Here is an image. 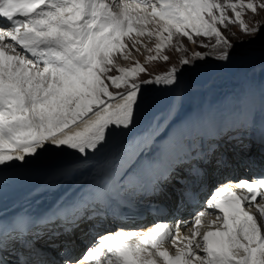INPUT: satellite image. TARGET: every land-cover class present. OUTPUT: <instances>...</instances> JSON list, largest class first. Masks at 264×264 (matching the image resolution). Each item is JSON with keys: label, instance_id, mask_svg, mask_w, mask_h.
I'll use <instances>...</instances> for the list:
<instances>
[{"label": "snow or ice", "instance_id": "snow-or-ice-1", "mask_svg": "<svg viewBox=\"0 0 264 264\" xmlns=\"http://www.w3.org/2000/svg\"><path fill=\"white\" fill-rule=\"evenodd\" d=\"M260 12L264 0H0V167L26 164L50 146L75 150L82 156L77 163H86L89 152L100 151L116 130L126 131L135 123L145 87H174L178 82L183 68L173 66L154 78H142L147 69L139 62L127 68L117 64L140 51L141 38L157 41L150 61H168L169 56L160 53L176 36L193 43L194 37L214 38L211 47L219 49L215 58L228 61L235 44L221 29L236 24L243 35L255 39L264 23L254 20L250 25L245 15ZM197 59L204 56L196 52L180 64ZM157 129L123 143L99 181L78 201H57L40 217L24 215L7 223L0 219V264H8L3 253L10 243L16 264H264V173L234 181L239 191H210L206 209L192 213L190 235L180 232L190 220L176 221L175 229L153 221L148 233L105 229L86 250L75 253L68 239L54 246L58 260L37 259L38 239L48 233L70 237L80 221L93 218L85 217L84 207L108 206L146 172L157 193L158 185L176 174L179 207L192 197L206 166H226V157L216 156L214 148L206 158H193L176 132L158 146L157 159H150ZM251 206L258 216L246 211ZM206 214L216 215L220 223L202 232ZM167 242L175 247V255L163 247Z\"/></svg>", "mask_w": 264, "mask_h": 264}, {"label": "rangeland", "instance_id": "rangeland-1", "mask_svg": "<svg viewBox=\"0 0 264 264\" xmlns=\"http://www.w3.org/2000/svg\"><path fill=\"white\" fill-rule=\"evenodd\" d=\"M254 20H259L262 23H264V12H260L259 15L255 17H253L251 13H247L245 15V21L250 25L253 23ZM149 27H151V25H149ZM221 31L223 35L228 37V39L233 44H235V48L231 50L233 52V55L231 59H229L228 61H218L215 58V53L218 52L219 49H216L214 51L211 47V45L215 43L214 38L209 39L207 37H194L196 43H193L188 41L187 37H181V36L174 37L170 45H168L160 53L161 56L162 55L169 56L168 61H165L162 58L151 61L147 59L149 55L156 54L155 43L157 41L155 40V37H153L151 41H148L147 38H141L144 41V44L139 46L140 47L139 52H133L131 56H129V58L127 59L120 58L117 60V64L120 67H125V68L132 66L134 62H139L142 66H144L147 69L146 74H141L142 78H146L147 76H152V75L155 76L156 74L157 75L160 74V72L166 73L173 66H176L177 68H183L182 72L179 73V79L178 82L175 84L176 86L174 88L172 86L164 87L159 85L147 86L144 88L143 93L141 95V104L139 105L136 113L147 112V115L149 114L148 115L149 117L146 116L145 118H140V116L139 117L136 116L135 123L139 121L148 120L151 117L150 114L151 115L154 113L159 114L163 110V108H165L167 105L172 103L171 105H173L175 109L173 110L172 117H169L168 119L169 120L168 122H171V120L175 116V112L177 111V107H178V102L175 100V96H174L175 93H178L176 91V88L177 87L184 88L181 86V84H179L180 82H185L190 84L194 81H199L204 84L206 90H210V93L214 91H219L218 94L223 95L221 92L227 86V82L229 83L230 88L232 87L231 83L228 81V79H232V76L230 74H226L227 69H229L228 71H231L233 74L234 73L237 74L239 71L241 72L242 70L250 69L249 65H252L258 59V57L256 56L264 55V50H262L264 49V30H262L255 39H249L247 36L243 35L238 25L236 24H231L226 28H222ZM202 45H208V46L205 47ZM148 48H152L153 51L149 52L147 50ZM196 52H200L201 55L204 56V59L193 60L192 63L187 66H183L180 64V61L182 59L187 58L191 60L192 56ZM254 56L255 58H253ZM184 73L186 75H184ZM112 74H116L115 69L113 70ZM225 77H227L228 79ZM188 84H186L185 86H187ZM188 87L191 88L192 87L191 84ZM110 90L112 91L111 88ZM172 90H174L173 93ZM165 91L168 93H166ZM185 95H186L185 93L180 94L181 98L186 97ZM168 96L170 97V100L166 102L168 99L166 97ZM158 103H163V104H161L160 107H158ZM185 111L188 110H183L182 115L180 117L183 116ZM178 118L174 120H177ZM165 125L163 127H165ZM132 126H130V128ZM119 132H120L119 136H121L123 139L125 136L123 137L122 134L128 131L126 130L123 132L121 131ZM117 144L118 143L108 141V144L105 145L104 147H108L107 152L112 153L113 150H115ZM64 150L67 151L68 149L66 148ZM54 152L55 151L51 153L54 158L63 156L61 154L54 155ZM39 159L40 158H38L37 160ZM64 159L68 160L67 157H64ZM34 168L35 165H33V169ZM13 171L16 170H12L11 172ZM31 185H35V183ZM5 193L6 191L2 190L1 194L3 195Z\"/></svg>", "mask_w": 264, "mask_h": 264}, {"label": "bare ground", "instance_id": "bare-ground-1", "mask_svg": "<svg viewBox=\"0 0 264 264\" xmlns=\"http://www.w3.org/2000/svg\"><path fill=\"white\" fill-rule=\"evenodd\" d=\"M107 2L111 3L112 0H107ZM261 57V56H259ZM229 88H230V85L229 83L227 82V86L224 88V90L221 92L223 95L227 92H229ZM227 90V91H226ZM217 93H219V91H216ZM221 95V94H220ZM171 96V95H170ZM173 96V95H172ZM168 98L166 102H168L170 100V97H166ZM163 104V103H158V107H160V105ZM169 104V103H168ZM172 104V103H171ZM167 105V104H164V105H167L165 108H163V110L157 114L155 117H153L151 114L150 116L152 117V121H154L156 124H155V127L157 128V125L159 124L160 126H164L169 120V117H172V113H173V110H174V107L173 105ZM211 108L214 110V108H216V105L215 103L211 105ZM157 110V109H156ZM202 109H199L196 113H194L193 115H191L188 111H185L183 116L178 118L177 120H174L176 119V115L173 117V119L171 120V124L175 125L173 128L170 129V132H169V135H167V137H169L171 134H173L174 132L178 133L179 136L182 138V135L188 131L189 128V125L191 123V116H198L199 114H202ZM149 112V111H148ZM149 115V114H148ZM147 115V112H141V113H136V116H140V118H145ZM149 117V116H148ZM165 117L167 119H165ZM218 119L216 117L213 116V121H212V126H214L216 124V122ZM141 122L143 121H139L137 123H135L128 132H124L122 134V136L124 137L122 139V141L120 143L117 144L115 150H113L112 153H109L107 152L108 151V147H103L100 149V152L102 153V156H101V160H102V167L105 165V162L106 161H109L111 160L119 151L121 145L123 143H125L127 140L135 137L136 135V131L133 129L134 126L140 124ZM264 122V119H262L260 121V124ZM170 124V125H171ZM220 124V123H219ZM168 130V129H167ZM190 132V130L188 131ZM212 131H210L211 133ZM235 132V131H234ZM227 137V136H226ZM194 143V142H193ZM183 144V143H182ZM185 146L184 148V151L185 150H189V146H187V144H183ZM64 149L65 148H62V149H57L56 147L54 146H50L48 147L46 150H43L40 152V154H47V153H52L53 151L54 152V155H63L64 157H67L68 158V161H71V160H75L77 159L80 155L78 152H76L75 150H67L65 151ZM64 152H67L66 155H64ZM201 151L197 150L196 151H192L191 154H192V157L194 158L197 154H202L200 153ZM39 154V155H40ZM78 154V155H77ZM68 156H71V157H68ZM38 158H40L39 156H36V157H29L28 158V162L25 164L23 162H17L20 166H7V167H0V170L3 171V170H9L10 172L12 170H16V171H13L12 173L15 175V176H18L19 178V181H18V184L16 185V189L13 190V198L16 200V203L9 207L8 208V211L9 213L11 212H15L16 210H20L22 209L21 207V204L22 203H25V202H29V203H34L37 199H38V192H37V189L35 188L34 185H27L25 183H23L22 185L19 184V182H23V180H32L30 178V176H28L27 174H23L22 173V170L24 169H33V165H35V168L34 170H38V164L39 162H41L42 158H40L39 160H37ZM195 159H193V162H194ZM24 167V168H23ZM98 165L95 166V168H97ZM23 168V169H21ZM7 192H9V190H4ZM0 192L2 193V190H0ZM25 193L26 196L24 197H21L19 194L20 193ZM5 193V194H6ZM133 194L137 193V191H133L132 192ZM7 208V202L5 201H2L0 202V209L3 211Z\"/></svg>", "mask_w": 264, "mask_h": 264}]
</instances>
